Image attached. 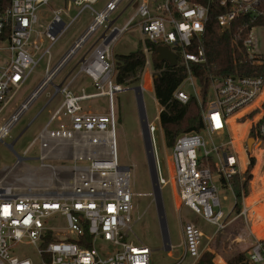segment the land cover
<instances>
[{
    "label": "built area",
    "instance_id": "obj_1",
    "mask_svg": "<svg viewBox=\"0 0 264 264\" xmlns=\"http://www.w3.org/2000/svg\"><path fill=\"white\" fill-rule=\"evenodd\" d=\"M53 1L0 0V144L10 135L40 90L53 84L62 97V105L29 148L40 141L39 167L52 170L53 175L58 171H72L74 177L69 183L57 177L59 186L55 187L49 181L39 193L0 185V264H154V250L133 230L142 215L133 218L136 193L132 187L131 167L119 163L117 152L118 116L114 99L125 85L116 80V58L112 47L132 26H136L141 34L146 56L137 91L142 102L143 93L148 90L146 83L150 82L154 87L155 75L160 73L153 70V48L147 44L164 45L177 55V65L181 64L187 70L183 85L177 88L174 97L182 103L195 97L203 120L201 131L185 132L176 138L171 147L170 177H166L158 150L156 134L159 129L155 121L147 119L145 111L151 148L150 156L147 154L148 162L156 173V186L147 195H151L158 205V194H162L160 201L163 202L162 191L171 185L182 205L216 227L215 234L239 217L247 218L250 208L244 204L243 209L230 219L236 212V205L245 201V192L242 190L238 196L235 185L246 181L251 162L246 142L243 150L246 160L241 159L232 121L238 123L256 112L254 147L264 150V77L211 74L204 93L193 65L207 60L204 36L210 20V6L192 0L142 1L120 25L122 13L113 15L124 0H108L102 9L95 8L99 0H63L66 6L52 8L50 21L45 24L39 10L52 5ZM210 3L221 9L217 17L219 31L230 32L236 28L234 42L239 51L253 64H264V53L260 50L256 32V29L264 28V0H209ZM73 7L80 9L65 22L64 16H70ZM85 11L90 12L92 20L51 72L53 46ZM100 29L104 31L95 39L92 51L81 58L75 73L55 84L53 80L59 69L85 42L93 40ZM45 58V81L1 122L7 107ZM80 74L91 80L94 91L89 92L85 87L78 93L73 90ZM185 86L193 92H187ZM99 97L108 98V112L85 109L87 101ZM155 99L159 112L157 119L160 120L164 108L159 105L156 95ZM142 105L145 110L144 103ZM63 117L66 122H59ZM55 121L60 127L50 130ZM141 130L143 134V127ZM161 130L163 132L162 127ZM78 135H82V139L75 140ZM51 141L55 145L45 152V142ZM67 144L95 150L93 153L76 151L71 165L46 162L49 153ZM53 187L56 190L51 191ZM222 191H230L235 200L228 214L222 207ZM223 200L229 201V198L225 196ZM58 217L65 221L62 228L50 224ZM181 224L180 244H173L167 232L164 250L173 254L178 248L182 249L177 261L171 264H187V260H190L189 264H198L204 254L205 234L193 221ZM22 243L36 247L37 260L17 252ZM246 261L264 264V237L254 238Z\"/></svg>",
    "mask_w": 264,
    "mask_h": 264
},
{
    "label": "rangeland",
    "instance_id": "obj_2",
    "mask_svg": "<svg viewBox=\"0 0 264 264\" xmlns=\"http://www.w3.org/2000/svg\"><path fill=\"white\" fill-rule=\"evenodd\" d=\"M107 1L108 0H99V2L95 4V8L102 9ZM139 1L142 0H124L122 2L118 10L113 15V17H115L122 13L118 24H124V22L134 12ZM64 6H66L65 1L54 0L52 5L41 8L39 10L41 21L45 24L48 23L51 17V9ZM79 9V7H73L70 11L71 17L64 16L65 22L70 21V19L76 15ZM91 20L92 17L90 12L85 11L66 31V33L55 43L52 48L53 58L51 61V72L57 68L63 57L74 46L75 40L85 31ZM103 31L104 29H100L93 40L85 42L81 48L77 49L70 56L67 64L63 68H60L61 70L59 69L60 72H57V77H55L53 80L55 84L61 83L69 73H75L77 69L75 68L73 70V68L79 64V61L83 56H87L92 51L95 45V39ZM256 32L259 34L258 37L260 50L264 53V28L256 29ZM140 47H143V43L141 42V34L136 26H132L116 41L112 47V51L116 56L120 54H128L130 52L136 51ZM151 60H153L152 55ZM46 69L47 60L45 58L39 63L28 81L17 93L13 102L7 107L1 117V122L10 117V115L20 105V103L45 81L47 78ZM153 70H155L154 67ZM83 80H85L86 83H89L87 77L84 74H80L74 86L77 89L80 88L77 86L81 85ZM139 83L140 81L135 85H125L124 90L115 95L114 102L118 116V124L116 128L118 159L120 164L131 167L132 187L133 191L136 193V196L134 197L135 209L133 218L136 219L139 215H142L141 218L134 224V232L145 244L154 250V264H171L177 261V257L180 253H182V249L178 248L173 254H170L168 251L164 250L166 237L164 235L159 209L152 201L153 197L151 195H147V193L153 192L151 170L148 162L145 140L141 132L142 122L137 95L134 89L131 88L133 86L139 85ZM146 88H148V90L143 93V103L147 119L149 121H155L158 126L159 130L156 136L162 171L166 177H170L169 165L172 161V149L166 146L165 138L161 130L160 120L157 119L159 112L153 90L154 87H152L150 82H147ZM197 88H199L198 84ZM184 89L187 92H193L192 88L185 86ZM62 102V97L56 92V87L53 84H47L40 90L37 98L31 103L29 109L15 124L10 135L5 138L4 142L0 144V185L14 186L18 188V191L22 192L39 193L49 181V183H53L55 187L59 186L58 179L66 183L71 182L74 177V173L72 171H58L56 175H53L52 170L47 168L42 169L39 167L41 155L40 141H38L31 148L29 153L25 155L26 149L31 143L34 142L40 131H42V129L50 121L51 115L61 107ZM85 107L88 111H94L96 108H98L104 113L108 112V98L99 97L89 100L85 103ZM257 119L258 115L255 112L240 119V122L237 123L244 125V131H239V134L243 136V139L240 142L237 140V134H235V130L233 128V134L238 142L239 149L241 148L242 144V148L244 150L245 142L248 143L250 138H254V127ZM61 121L66 122V119L63 117V119L59 120V122ZM59 122L55 121L50 126V130L58 129L60 127ZM241 125H239L240 128H242ZM78 138L82 139V135H78L75 140H78ZM16 139L17 142L14 145L15 151H13L10 149L8 144L12 143ZM53 145H55L53 141L49 143L45 142L44 151L46 152ZM59 148L62 150V153ZM254 148V142H252L251 147H248L247 150L249 159H254L255 163L254 167L249 173L252 176L247 182L245 201L244 203L240 202L236 205V212L232 214L230 219L243 209L244 204L246 207L250 208L248 217H239L238 219L232 221V223L228 224L227 227L218 234H215L216 227L214 225L206 222L188 207L182 205L178 195L174 193L171 185L165 187L162 191L163 202L160 201L162 194H158V204L163 206V217L165 218L166 231L169 233L173 244L179 245L181 242V222L184 223L186 221H193L203 230L205 234L203 239V256L206 254L212 255V264H229V259L240 253H243L247 259V255L254 238L263 237L255 235L254 230H256L261 224H264V195L258 199L253 209L251 208V205L248 206L246 204L248 198L252 200V193L264 189V157L262 155V163L257 169L259 160L257 156L254 155ZM94 150L95 149H92L91 147H74L72 144H67L63 147L58 146L54 151L49 153L46 162L56 165H71V159L73 158L76 151L93 153ZM18 155L25 157V160L16 165L19 159ZM52 178L54 182L52 181ZM254 182H257L256 186ZM253 185L255 186L254 188ZM55 187L51 188L53 189L51 191L56 190ZM225 196L229 198V201L223 200ZM220 197L223 202V210L228 214L235 202L232 193L230 191H222ZM50 224L55 228H62L65 226V221L58 217L52 220ZM17 252H19V254L22 256H30L37 260L36 247L33 244H19L17 247ZM186 262L189 264L190 260H187Z\"/></svg>",
    "mask_w": 264,
    "mask_h": 264
},
{
    "label": "trees",
    "instance_id": "obj_3",
    "mask_svg": "<svg viewBox=\"0 0 264 264\" xmlns=\"http://www.w3.org/2000/svg\"><path fill=\"white\" fill-rule=\"evenodd\" d=\"M209 7V24L205 32V48L207 60L203 64H194V73L203 85L204 93L208 89L209 76H226L230 74L259 75L264 77V64H253L239 51L234 42L236 28L230 32H220L217 17L221 9L215 4H209V0H192ZM153 48V67L160 73L155 75V95L160 106L164 109L160 113V124L164 132L166 146L171 148L176 138L185 132L201 131L203 120L197 99L191 97L187 103H182L174 97V92L187 76V70L181 65L172 67L166 61H157L155 58L156 45L147 44ZM116 80L124 85H135L140 80V73L146 63V56L142 47L128 54L116 55ZM254 159L251 160L246 172L247 179L244 183H236L235 189L238 196L242 190L247 191V182L251 178L250 171L254 167ZM264 229V224L258 226ZM212 255L206 254L198 264H212ZM229 264H248L243 253L235 255L228 261Z\"/></svg>",
    "mask_w": 264,
    "mask_h": 264
},
{
    "label": "water",
    "instance_id": "obj_4",
    "mask_svg": "<svg viewBox=\"0 0 264 264\" xmlns=\"http://www.w3.org/2000/svg\"><path fill=\"white\" fill-rule=\"evenodd\" d=\"M157 61H166L168 62L172 67L177 66L178 64V58L177 55L167 46L164 45H159L156 48V56H155ZM132 89H134V91L136 92L137 95V101H138V105H139V110H140V114H141V122H142V127H143V136H144V140H145V146H146V151L147 154H149L150 156V142L147 138V131H146V122L144 121V116H145V110L143 108L142 105V97L140 95H138V90L140 89V86H135L132 87ZM254 141V138H250L248 140V147H251V143ZM15 142H12L10 144H8V146L10 147V149L14 150V145ZM19 156V155H18ZM25 157L23 156H19L18 161H24ZM150 170H151V179H152V183L153 186L155 188L156 186V173L154 171V166H150ZM158 209H159V215H160V219H161V223H162V227H163V231H164V235L165 237L167 236V231H166V223H165V218L163 217L164 215V211H163V206H161L160 204L157 205Z\"/></svg>",
    "mask_w": 264,
    "mask_h": 264
},
{
    "label": "bare ground",
    "instance_id": "obj_5",
    "mask_svg": "<svg viewBox=\"0 0 264 264\" xmlns=\"http://www.w3.org/2000/svg\"><path fill=\"white\" fill-rule=\"evenodd\" d=\"M244 124H247V123H244ZM232 125H233V128H234V130H235V134H237V135H236L237 140H238L239 142L242 141L243 136H241V135L239 134V131H244V127H243L244 125H243V124H242V125H241V124H237V123L234 122V120L232 121ZM239 125H241L242 128H240ZM247 127H248V126H247ZM245 139H246V137H245ZM237 140H236L237 148H238V150H239V152H240L241 159L245 162V160H246L245 153H244L242 147L239 149V146H238V142H237ZM263 153H264V150H262V149H260V148H255V150H254V155H256L257 158H258V160H259V164L257 165V169L260 167V164L262 163V155H263ZM255 169H256V168H255ZM257 169H256V170H257ZM256 173H257V172H256ZM254 183H255V186H256V183H257V182H254ZM255 186L253 185V188H254ZM262 195H264V189H263V190L256 191L255 193H252V195H251L252 200H250V199L248 198L246 204H247L248 206L251 205V208L253 209V207L256 205V202L258 201V199H260V197H261ZM254 200H256V201H254ZM254 233H255V235H257V236H263V237H264V229H259V228H257L256 230H254Z\"/></svg>",
    "mask_w": 264,
    "mask_h": 264
},
{
    "label": "crops",
    "instance_id": "obj_6",
    "mask_svg": "<svg viewBox=\"0 0 264 264\" xmlns=\"http://www.w3.org/2000/svg\"><path fill=\"white\" fill-rule=\"evenodd\" d=\"M142 1H148V2H150V3H155V2H157V1H161V0H152V1H149V0H142ZM142 1H139V2H142ZM135 9H136V8H135ZM134 11H135V10H134ZM89 23H90V22H89ZM86 28H87V27H86ZM79 37H80V36H79ZM79 37H78V38H79ZM78 38H77V39H78ZM77 39H76V40H77ZM76 40H75V41H76ZM74 68H75V67H74ZM74 68H73V70H74ZM69 74H70V73H69ZM69 74H68V75H69ZM87 80H89V83H88V82L86 83L85 80H83L82 83H81V85H78L77 87H80V88H81V87H85V88L87 89V91H89V92L94 91V88H93V90H92L93 85H92L91 80H90L88 77H87ZM89 84H90V85H89ZM136 86H137V85H136ZM73 87H74L73 90H74L76 93H78V92L80 91V88H78V89H79V90H78L75 86H73ZM133 87H135V86H133ZM131 88H132V87H131ZM153 90H154V92H155V88H154ZM85 109H86V107H85ZM89 111H90V110H89ZM55 112H56V111H55ZM55 112H54V113H55ZM92 112L104 113V112L101 111V109H98V108H96V110H94V111H92ZM54 113H53V114H54ZM105 113H106V112H105ZM53 114H52V115H53ZM52 115H51V117H52ZM51 117H50V119H51ZM42 130H43V129H42ZM141 132H142V131H141ZM40 133H41V131H40ZM40 133H39V135H40ZM39 135H38L36 138H38ZM163 135H164V133H163ZM36 138H35V139H36ZM164 138H165V137H164ZM15 141L17 142V139H16ZM13 142H14V141H13ZM16 142H15V144H16ZM35 144H36V143H35ZM35 144H34V145H35ZM31 145H32V143L30 144V146H31ZM34 145H33V146H34ZM30 146H29V147H30ZM33 146H32V147H33ZM29 147H28V148H29ZM28 148H27V149H28ZM27 149H26V151H27ZM40 149H41V147H40ZM28 150L30 151L31 149L29 148ZM29 151H28V153H29ZM40 151H41V150H40ZM28 153H27V154H28ZM17 164H19V163L17 162L16 165H17ZM16 165H15V166H16Z\"/></svg>",
    "mask_w": 264,
    "mask_h": 264
}]
</instances>
